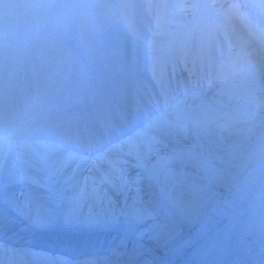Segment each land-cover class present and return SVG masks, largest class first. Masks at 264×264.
<instances>
[{"label": "bare ground", "instance_id": "obj_1", "mask_svg": "<svg viewBox=\"0 0 264 264\" xmlns=\"http://www.w3.org/2000/svg\"><path fill=\"white\" fill-rule=\"evenodd\" d=\"M228 1L229 0H214L213 3L215 5L223 3L222 6H224ZM83 8H87V6L83 5ZM68 17L69 15L66 18L68 19ZM63 18L64 16L55 17L50 21L49 25L55 24L58 26V21ZM259 25L260 26H258V28L262 33V36H264L263 22H259ZM234 37L235 35L231 37L230 42H232L231 40H233ZM237 45L238 44L235 46ZM254 64V67H256V62H254ZM251 70L255 72L254 69ZM218 83L221 84L222 87L228 86V83L222 79L218 80ZM216 91L217 89L213 90L212 93H215ZM233 92L237 93L238 91L234 89ZM212 93L207 91L204 92L203 99L206 103L200 102L198 104L199 108L206 109L207 105L217 107L230 106V104L226 102V99L233 96V93H227L223 89L220 90L219 93L223 94V96H226L227 98H221L218 94L212 95ZM234 105H236V103ZM172 117H174V115H172ZM182 118L184 122L189 123V120L192 117L182 115ZM228 126H230V128L233 127V125ZM234 126H236V124H234ZM169 131L170 130L168 129L166 132ZM159 132L162 131L159 130ZM196 135L204 142L201 144L199 142H195L193 143V146L196 149V153L205 164H207L212 158H216L223 162L222 160L226 158L229 153H233L235 151L240 152L241 154L242 158L240 160V164L238 165L239 167L227 177L221 187L217 188L213 193H210L203 203L196 205L189 217L181 223L168 227L166 233L159 240L150 243L149 247L139 254L126 257L122 260L116 257H106L103 260L98 258H87L86 255L82 253L80 255H74V257H80L70 261V264H162L163 261L175 256L181 250L183 251L187 246V243L190 242L191 238L196 237L199 232L203 231L202 227L204 224H206L205 228H207L213 224L214 221L221 218V216L237 202L240 194H242L241 196H244L249 190H251L249 185L255 184V181L261 176V173L264 172V120L257 131L249 137L240 132L235 133L233 136L231 135L229 138L224 136L221 137L219 135H216L213 138L211 137L212 135L209 134L201 137L199 133ZM183 138L184 135H182V139ZM194 138V134H191L186 138V141H193ZM209 147L214 148V151L209 149ZM9 161L10 159L8 162ZM192 166H195V164L193 163L187 165V167L191 169L194 168ZM82 171L83 169L81 166L77 167L73 173L70 171V167H67L65 172L60 176L61 179L67 182L65 185L66 196L72 192L75 184L80 181ZM193 171L201 173V169L199 167L193 169ZM182 173L183 175H186V178L192 177V179H194L196 177L195 175L190 176L191 173L187 171H182ZM15 190L17 191L15 195L16 200H21L20 204L16 206V210L25 216L31 217L32 213L25 212L22 204H27L32 198L24 192L20 184H17ZM160 193L161 195L159 199L164 197L166 199L173 200L178 196V193L173 189V186L166 181L164 182ZM77 198L78 197H76V199ZM136 200H139V194L137 191L134 192V201L130 202L132 203L130 206L127 205V198L121 202V198L118 199L115 195H113L108 205L101 207V210H104L103 217H107L106 212L108 210V212L113 215L111 216L113 221L111 220L110 222L116 223L117 217L121 212V205L127 208L129 217L131 216V213L137 212L141 208L147 209L150 207V205L147 207L148 202ZM90 209L92 210L93 208ZM233 236L234 237L229 244L227 242V245L225 244L222 249L214 254L206 264H264V223L243 226L241 229L238 228L235 230ZM55 252H61L64 254L66 253V250L60 248L54 249L50 252L51 256L48 257V259H46V256L42 254H30L29 258L32 260L37 259L38 264H60L61 259L58 260L56 258L54 254ZM12 256L14 255L11 254V257ZM11 257L9 259V264L18 263V261H15L16 257Z\"/></svg>", "mask_w": 264, "mask_h": 264}, {"label": "rangeland", "instance_id": "obj_2", "mask_svg": "<svg viewBox=\"0 0 264 264\" xmlns=\"http://www.w3.org/2000/svg\"><path fill=\"white\" fill-rule=\"evenodd\" d=\"M19 9H20L19 14H23L21 12L23 9H25V6L20 5ZM31 17H33L32 14H31ZM251 78H253V76L250 77L249 81L247 80L244 81V84H245L243 88L244 92H246V89H248V87L250 88ZM260 82H263V80L261 79V77L258 76V83L260 84ZM260 92H261L260 93L261 96L264 95V91L261 89V87H260ZM212 95H214V93H212ZM261 100H262L261 105L264 106V98ZM255 119L256 121L258 120L257 113L255 116ZM263 120L264 118L262 119L261 123L263 122ZM261 123L257 126V128L260 127ZM209 149H212L214 151V148L212 147H209ZM224 160L225 161L221 162L216 158L210 159L208 167H207L208 172H205L202 178L196 177L192 179V178L181 177L179 172L173 173L171 176H169V178H167L166 180L171 186H173V189L176 190V192L178 193V196L174 198L172 203L167 205V207L169 208H171L172 206L171 210L168 213L169 215L167 218H164V219L158 218L148 223L144 221L143 224L146 226L142 228L141 234L144 236H149L150 238L159 237L163 233H166L168 227H172L173 225L177 224L181 219H186L187 217H189L191 213L193 212L194 206H196L197 204L203 203L206 200L207 196L210 193H213L217 188L221 187V185L223 184L222 182L225 181L227 176H229L231 173L234 172L235 169L239 167L238 165L240 164L241 159L237 155L233 157L232 153H229L228 156L224 158ZM214 175H216V177ZM55 193L58 196V201L56 203V207H57L56 212L63 219L65 217V212H66L64 208H66L67 206L65 204V201L63 200V193L60 191H57ZM76 197L77 196H74V199H76ZM35 199L36 198H32L28 203H30L31 201H35ZM20 202L21 200H19V204ZM23 204H26V203H23ZM86 207L87 206L84 204L82 206V210L87 211L88 209H86ZM91 211L92 210L90 209V212ZM155 211H156V207L154 203L153 205L151 204V207L147 208L146 210H144V208L143 209L141 208L139 211L135 213V216L133 217V219L128 220V225L126 229L122 225L121 232L124 233L125 235L127 233L128 234L132 233V230L136 229V227H140L141 223L139 222L140 221L139 219L144 220L143 217L145 215L147 214L154 215ZM49 221L53 222L54 219L50 217ZM125 221H127V216H125L124 218H121L122 223H124ZM146 229L150 231L144 232ZM153 231L155 232L153 233ZM139 239L141 240V242H139V245L141 247H146L148 244L146 241L148 240L151 241L149 238L144 239L142 237H139ZM67 243L69 244V247L71 249L76 250V251H80L81 249L93 251L94 255H89V256L99 257L98 259H103V260L106 258V256L103 257V255L99 252V247H101L102 245L116 244L117 248L124 246L125 251H118V253L121 256V260L123 258L125 259V257L127 256H134L137 253L139 254V251H141L139 250L138 245H133L132 242L126 241L123 236H120L116 233H105L101 236H94V237L88 236L85 239H81L78 237L75 239L68 240ZM113 257L118 258L115 255ZM64 261L68 262L69 259L64 260Z\"/></svg>", "mask_w": 264, "mask_h": 264}]
</instances>
